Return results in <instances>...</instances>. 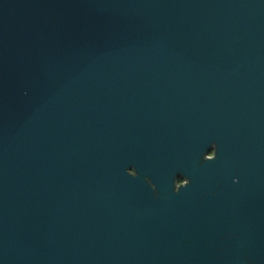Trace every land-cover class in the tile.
<instances>
[{
    "label": "water",
    "instance_id": "water-1",
    "mask_svg": "<svg viewBox=\"0 0 264 264\" xmlns=\"http://www.w3.org/2000/svg\"><path fill=\"white\" fill-rule=\"evenodd\" d=\"M0 264H264V0H0Z\"/></svg>",
    "mask_w": 264,
    "mask_h": 264
},
{
    "label": "flooded vegetation",
    "instance_id": "flooded-vegetation-1",
    "mask_svg": "<svg viewBox=\"0 0 264 264\" xmlns=\"http://www.w3.org/2000/svg\"><path fill=\"white\" fill-rule=\"evenodd\" d=\"M214 151V150H213ZM213 151L209 152V155H212L213 154ZM128 171L132 174H135V168H134V164H131ZM175 181H176V186H180L184 183H186L187 179L185 177V175L182 173V172H178L176 175H175Z\"/></svg>",
    "mask_w": 264,
    "mask_h": 264
}]
</instances>
